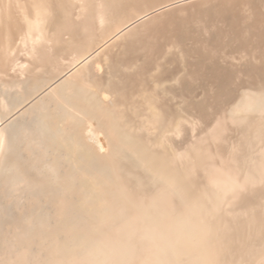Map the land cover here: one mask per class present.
Listing matches in <instances>:
<instances>
[{"label": "bare ground", "instance_id": "obj_1", "mask_svg": "<svg viewBox=\"0 0 264 264\" xmlns=\"http://www.w3.org/2000/svg\"><path fill=\"white\" fill-rule=\"evenodd\" d=\"M0 77L52 152L0 127V264H264V0H0Z\"/></svg>", "mask_w": 264, "mask_h": 264}, {"label": "rangeland", "instance_id": "obj_2", "mask_svg": "<svg viewBox=\"0 0 264 264\" xmlns=\"http://www.w3.org/2000/svg\"><path fill=\"white\" fill-rule=\"evenodd\" d=\"M97 34L96 32L94 33ZM98 34L100 32L98 31ZM25 53L24 46H21L20 44L17 46V48L14 50L13 55H17L18 63L16 64V68H20L22 63L20 62V57H22ZM247 58L244 57V61H246ZM203 80V82H202ZM196 81V80H194ZM232 81H234L232 79ZM198 81H196L197 83ZM200 83H207L209 84L212 82L210 79H199ZM198 82V83H199ZM45 83H48L47 81ZM38 85V84H37ZM40 86V85H38ZM32 86L31 84H27L25 81H23L21 78H19L17 81H14V79H6L0 77V108L1 112H7V111H14L17 108H20L23 103L27 102L29 98L33 95V92H28V90H31ZM200 89V88H198ZM201 91H193V93H198V97H201ZM59 95V94H58ZM60 96V95H59ZM178 96H174L173 101H175V98ZM44 108L48 107L49 109L55 108L56 104L60 102V97H53L52 95H45L44 96ZM175 104V103H174ZM39 107V106H38ZM39 112L37 107H31L30 109L26 111H22L21 109L16 113L15 115H8L7 119H5L1 124L5 126L8 133H13L11 136V142L9 146L4 151L5 157L3 159L5 161H8L9 159L15 160L16 164H25L26 160H28V153L30 154L29 148H33L35 153L42 152L46 156L51 155L52 152L50 151L49 147H46V142L43 144H40L38 140L44 139L47 135L45 132H43V129H41L38 119L36 118ZM0 126V127H3ZM30 138V139H28ZM28 148V149H27ZM46 161L48 159H45ZM63 162V160H60ZM43 162H45L43 160ZM44 171H47V167L43 168ZM13 169H9L7 167L3 168L0 171V207L3 208L4 213L3 214H10V216H16L22 208V204H24V198H22V194L31 193L29 190H24L20 184H12V183H2L1 181L4 180V178L9 177V175L12 173ZM27 192V193H23ZM14 193V194H13ZM51 208V207H50ZM41 215L43 217V221L45 223H48V227L46 228H52L56 227V223L54 224L52 220H54V217L52 218V210L45 207V205L41 208ZM3 215L0 214V232L4 228V223L2 222ZM50 223V225H49ZM42 226V225H40Z\"/></svg>", "mask_w": 264, "mask_h": 264}]
</instances>
